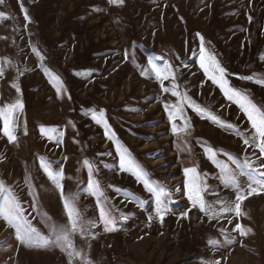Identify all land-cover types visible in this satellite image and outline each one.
<instances>
[{"label":"rangeland","instance_id":"rangeland-1","mask_svg":"<svg viewBox=\"0 0 264 264\" xmlns=\"http://www.w3.org/2000/svg\"><path fill=\"white\" fill-rule=\"evenodd\" d=\"M0 14V111L10 110L16 138L8 141L0 119V183L43 236L67 224L65 199L95 224L70 237L80 253L70 258L52 244L21 243V221L0 216V264H264V191L241 202L239 217L211 219L184 188V170L195 168L219 213L218 197L234 208L237 195L222 183L221 166L245 195L243 162L264 171V157L244 143L254 134L247 116L209 78L219 77V65L227 86L264 111V84L255 82L264 80V0H3ZM153 66L168 79H157ZM177 108L181 116L170 120ZM173 124L188 127L174 134ZM125 150L141 180L120 170ZM42 160L62 172L60 188ZM145 180L165 190L163 221ZM101 210L114 231L100 222Z\"/></svg>","mask_w":264,"mask_h":264},{"label":"snow or ice","instance_id":"snow-or-ice-1","mask_svg":"<svg viewBox=\"0 0 264 264\" xmlns=\"http://www.w3.org/2000/svg\"><path fill=\"white\" fill-rule=\"evenodd\" d=\"M0 3H3V0H0ZM109 3L112 4H122L123 0H109ZM23 11V9H22ZM2 15V14H0ZM25 19L27 20V14H25ZM205 51L203 47H201L200 52V66L205 70V73L208 74V67L205 65ZM209 60L213 59L212 57H208ZM152 70L155 72L157 79H168V76L162 75L160 71H157L155 66H153ZM215 71L220 75L217 77L215 74L209 76L214 84H217L224 95L229 99L233 100L234 103L239 104L240 109L247 116L248 121L251 123L252 129H254V134L251 136V140L245 139L244 143L249 146H255L259 151L260 157H264V111L258 109L255 105L248 103L245 101V96L242 93L237 92L236 90L229 88L227 86V80L224 79L225 70L219 65H216ZM175 79V77H172ZM245 79H252V77H246ZM257 83L264 84V80H257ZM164 91H169V89L165 88ZM173 96H178V93L175 91V85L172 90ZM187 101V98H183ZM190 107H193L195 111L199 114L204 113V110L195 106L192 102L187 101ZM22 107L19 103L13 105L12 108ZM181 116V109L177 108L175 112H173L169 119L175 120L177 117ZM103 113L100 114V117L97 118L95 115L93 119L100 123L102 121ZM207 118L214 123L219 124L221 127H233V125L228 124L224 125L216 116L208 114ZM0 119L3 120V134L8 138L9 142L14 141L16 138L12 134V117L10 115L9 109H4L0 111ZM188 125H185V128H179L175 124H173L172 131L174 134L179 132L186 131ZM44 130H42L43 134ZM87 164V162H85ZM41 167L44 169L48 177L56 184L57 188H60L59 179L62 177V172H53L51 170V166L46 161H41ZM261 168H264V163L261 164ZM120 170L130 172L134 176H136L137 180H141L143 177V172L137 169L135 162L128 156L127 151L120 153ZM246 170V171H245ZM221 171L224 173L223 176L220 177L222 183L225 187H232L236 189L237 195L235 197L234 208L231 203L228 201L220 200L218 197V202L220 204L219 213L217 212L214 203L206 202L203 192L207 191V185L204 184L203 180L199 173H197L195 168L185 169L184 170V188L187 191L188 199L191 201L193 207H199V210L205 213L211 219H215L217 215H223L230 212L235 211L237 217H239L241 213V202L245 200L248 196L253 194H259L260 191H264V179H257V177H264V171H260L259 169L253 166V162L249 160H245L242 165V170L239 172V176L244 177L247 175L248 177V192L247 194L240 193V184L237 181L236 174H230L227 166H221ZM144 185L147 191L153 193L156 199V207L155 213L156 216L163 221L165 214L168 212V208L166 203L162 200V196L166 195L165 190L160 188L157 190L153 186H151L148 181H144ZM255 185V187L253 186ZM94 193H99V184L93 181L90 184ZM0 194L4 195L3 203L0 204V216H2L5 220H20L21 222L18 225H14L17 229V240L25 245H35L38 247H47L50 244L55 245L61 249V251H67V255L72 258H79L80 253L73 251V244L70 237L75 233L86 232L89 227H95L94 223L86 224L80 219V213L76 210L75 202L69 201L67 199L64 200V208L67 213V224L63 227H59L56 225H50L51 231L48 236H43L38 231V229L31 225L30 221L25 219L22 215V209L20 207L19 202L13 197L8 189L0 183ZM102 195V193H99ZM186 215V213H185ZM122 219H126L127 217H121ZM100 222L105 225L106 231H114L115 230V222L107 214L104 210H101L99 216ZM152 218L149 217V220ZM231 223V220H229ZM233 231L240 232L241 235H244V231L242 225L240 223H236ZM53 233H55L53 237ZM50 237H52L50 239ZM210 244L215 245L216 241H209ZM69 264H72V260H69ZM219 264V261L216 262Z\"/></svg>","mask_w":264,"mask_h":264}]
</instances>
